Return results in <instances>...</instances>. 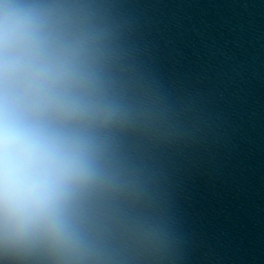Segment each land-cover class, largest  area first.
<instances>
[{"label":"clouds","instance_id":"clouds-1","mask_svg":"<svg viewBox=\"0 0 264 264\" xmlns=\"http://www.w3.org/2000/svg\"><path fill=\"white\" fill-rule=\"evenodd\" d=\"M154 115L112 72L111 35L79 0H0V261L162 259L167 223L138 209L119 132Z\"/></svg>","mask_w":264,"mask_h":264}]
</instances>
